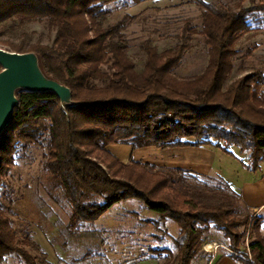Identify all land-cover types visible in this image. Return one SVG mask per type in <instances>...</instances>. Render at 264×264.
I'll use <instances>...</instances> for the list:
<instances>
[{
    "label": "trees",
    "instance_id": "obj_1",
    "mask_svg": "<svg viewBox=\"0 0 264 264\" xmlns=\"http://www.w3.org/2000/svg\"><path fill=\"white\" fill-rule=\"evenodd\" d=\"M118 1L0 0V46L34 53L43 73L71 93L70 102L63 103L53 92L17 91L12 122L0 136V201L20 150L47 144L43 168L52 188L59 189L69 204L71 234L96 222L116 204L139 200L158 215L143 224L159 227L171 221L178 226L173 239L177 254L156 251L168 253L173 264H191L211 230L223 234L230 250L240 252L250 223L255 235L252 258L230 256L240 264H264L260 233L264 217L253 218L239 194L222 197L215 188H191L188 172L157 170L133 160L124 164L107 151L115 145L133 150L211 147L238 156L248 171H259L264 162V67L225 84L236 46L259 29L254 25L261 24L264 5L234 9L197 0L201 30L186 23L180 42L162 53L145 41L147 61L138 73L122 34L126 20L104 26L110 13L106 6ZM147 1L153 0H131L134 5ZM8 21L47 22L56 29L54 40L51 45L13 44L4 40ZM197 33L208 48V66L194 79H180L173 72ZM252 53L249 50L245 56ZM97 153L105 157L103 162L93 157ZM215 193L218 199L209 200L208 194ZM29 244L27 236L20 239L0 202V264L12 255L25 264H47L30 254Z\"/></svg>",
    "mask_w": 264,
    "mask_h": 264
},
{
    "label": "rangeland",
    "instance_id": "obj_2",
    "mask_svg": "<svg viewBox=\"0 0 264 264\" xmlns=\"http://www.w3.org/2000/svg\"><path fill=\"white\" fill-rule=\"evenodd\" d=\"M204 1L216 6L228 5L234 9L237 5L244 8L264 5V0ZM106 9L110 13L104 23L105 27L126 20V28L122 34L130 45L127 54L138 73L144 70L147 61V54L142 48L145 41L149 40L152 46L162 53L180 42L178 37L186 23L190 22L198 32L202 25V11L197 5V0H153L138 5H134L131 0H120L106 6ZM259 15L262 18L261 24L254 25L259 29L243 38L236 46L237 53L233 58V67L225 87L234 80L250 74L254 69L264 67V12H259ZM5 31L4 40L17 45L36 42L51 45L56 34V29L51 28L47 22L14 25L8 21L5 24ZM187 45L188 50L173 74L180 79L190 80L204 72L209 63V54L204 37L199 33L194 34ZM0 48L10 50L9 46ZM249 50L253 53L246 57ZM103 69L107 70V66ZM262 93L264 96V88ZM47 150V144L34 145L25 151L20 150L16 164L1 192L0 201L20 239L28 237L30 244L26 249L39 263L45 261L47 264H173L174 259L169 258L168 253L159 254L156 251L169 249L173 254H177L173 239L178 235V226L171 221L159 227L143 224L142 222L148 219H157L158 215L139 200L118 203L96 222L86 223L78 233L71 234L68 230L69 204L59 189L52 188L49 176L43 168ZM93 157L102 162L105 158L100 153ZM227 159L229 162L220 160L217 163L218 167L224 169L223 175L205 178L189 173L187 184L191 185V188L208 190L215 188L222 197L224 193L236 198L234 195L239 194L237 186L251 174L244 169L239 160L238 162L231 158ZM104 163L106 167L107 164ZM148 164L154 165L157 170L166 169V165L159 160ZM208 195L209 200L218 199L216 193L215 196ZM251 214L253 218L264 217V214L256 212ZM245 230L246 235L240 252L235 254L242 258L247 254L251 259L250 244L255 237L251 223ZM260 233L264 236V222ZM214 243L228 247L223 234L211 230L204 236L203 246L191 264H209L214 252H206L205 246ZM218 252L229 254L223 249ZM1 264L25 263L19 256L12 255Z\"/></svg>",
    "mask_w": 264,
    "mask_h": 264
},
{
    "label": "crops",
    "instance_id": "obj_3",
    "mask_svg": "<svg viewBox=\"0 0 264 264\" xmlns=\"http://www.w3.org/2000/svg\"><path fill=\"white\" fill-rule=\"evenodd\" d=\"M107 151L111 155L117 157L122 163H128L131 160L151 163L159 160V162L166 165V169H177L196 176L201 175L205 178H209L212 175L224 174V169L217 166L220 160L228 161L229 159L227 158H231L238 161L237 158H239L238 156H236L237 158L231 157L219 149L211 147H182L171 150L149 147L133 150V148L128 145H115L109 146ZM247 172L251 174L250 177L245 175L246 177L237 186L241 205L250 212L264 214V162L259 171L253 173L247 170ZM209 264L240 263L227 253L217 252L211 255Z\"/></svg>",
    "mask_w": 264,
    "mask_h": 264
},
{
    "label": "water",
    "instance_id": "obj_4",
    "mask_svg": "<svg viewBox=\"0 0 264 264\" xmlns=\"http://www.w3.org/2000/svg\"><path fill=\"white\" fill-rule=\"evenodd\" d=\"M0 67V136L12 122L19 90L53 92L63 103L70 102V90L43 73L34 53L22 54L0 48Z\"/></svg>",
    "mask_w": 264,
    "mask_h": 264
},
{
    "label": "built area",
    "instance_id": "obj_5",
    "mask_svg": "<svg viewBox=\"0 0 264 264\" xmlns=\"http://www.w3.org/2000/svg\"><path fill=\"white\" fill-rule=\"evenodd\" d=\"M222 249L225 250L226 252H229V255L233 254V255L237 256V254H235V252H233L228 247H225L223 245H219V244L214 243V244H208L205 246L206 252H209V253L214 252V254L217 253L218 251L222 250Z\"/></svg>",
    "mask_w": 264,
    "mask_h": 264
}]
</instances>
